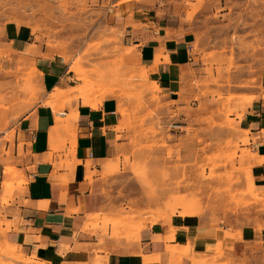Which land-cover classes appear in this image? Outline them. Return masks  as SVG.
<instances>
[{
	"label": "rangeland",
	"instance_id": "1",
	"mask_svg": "<svg viewBox=\"0 0 264 264\" xmlns=\"http://www.w3.org/2000/svg\"><path fill=\"white\" fill-rule=\"evenodd\" d=\"M131 1L158 31L190 34L192 62L175 95L149 82L127 41V26L146 25L108 19L110 9ZM6 26L26 31L29 49L53 50L68 70L62 106L80 96L94 104L105 98L119 103L120 145L102 175L105 205L89 217L91 235L140 246L143 228L172 229L176 216L222 223L229 201L241 207L259 202L264 212L263 193L250 182L233 189V161L245 142L236 119L250 100L242 93L256 86L264 69V0H0V158L11 139L9 126L39 93L30 51L5 44ZM13 171L3 204L22 184ZM1 224L0 264H44L8 246ZM189 249L169 248L158 262L167 256L163 264H219Z\"/></svg>",
	"mask_w": 264,
	"mask_h": 264
},
{
	"label": "crops",
	"instance_id": "2",
	"mask_svg": "<svg viewBox=\"0 0 264 264\" xmlns=\"http://www.w3.org/2000/svg\"><path fill=\"white\" fill-rule=\"evenodd\" d=\"M138 8L136 2H127L110 9L108 19L146 25L140 30L127 26V41L136 48L149 82L164 94L175 95L192 62L190 34L158 31L149 18L137 14ZM4 36L14 51H30L27 58L34 61L39 89L37 103L9 126L6 134H12L11 139L0 158L1 237L8 246L44 264H163L167 256H161L159 263L158 254L182 246L219 264H264V212L255 201L243 207L229 201L222 223L176 216L169 230L147 225L137 236L140 246L91 235L89 217L105 205L102 175L110 170L108 161L120 145L119 103L105 98L94 104L76 93L82 101L62 106L59 100L68 93L64 81L68 70L53 50L29 49L28 33L16 27L6 26ZM242 94L250 100L236 119L245 142L233 161L238 180L233 189L244 190L247 180L264 197V69L256 86ZM13 169L22 184L14 186L3 204L9 188L5 181ZM241 212L246 214H237Z\"/></svg>",
	"mask_w": 264,
	"mask_h": 264
}]
</instances>
